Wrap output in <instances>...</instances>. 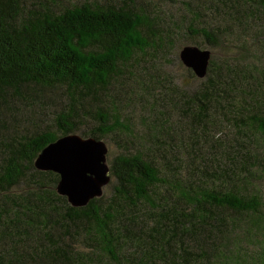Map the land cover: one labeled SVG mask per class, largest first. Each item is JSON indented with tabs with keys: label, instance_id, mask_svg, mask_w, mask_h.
<instances>
[{
	"label": "trees",
	"instance_id": "trees-1",
	"mask_svg": "<svg viewBox=\"0 0 264 264\" xmlns=\"http://www.w3.org/2000/svg\"><path fill=\"white\" fill-rule=\"evenodd\" d=\"M135 1L55 11L0 0V101L11 110L27 102L33 118L46 103L28 90L63 88L68 96L56 132H35L1 152L0 264H264L263 245L250 262V222L244 229L221 214L256 216L264 206L252 190L264 175V0L182 2L193 36L238 50L220 64L212 58L204 79L187 69L193 89L160 79L164 20L151 1L147 9ZM210 18L215 28L206 26ZM148 53L154 59L132 64ZM83 119L90 131L77 128ZM70 134L120 147L107 158L110 196L84 207L57 194V174L34 166ZM21 184L25 191L13 194Z\"/></svg>",
	"mask_w": 264,
	"mask_h": 264
},
{
	"label": "rangeland",
	"instance_id": "rangeland-1",
	"mask_svg": "<svg viewBox=\"0 0 264 264\" xmlns=\"http://www.w3.org/2000/svg\"><path fill=\"white\" fill-rule=\"evenodd\" d=\"M127 0H25L26 10L41 9L42 5L50 7L52 10H59L65 6H69L73 3L83 2H95V3H109L115 5H122ZM152 2L153 5L157 6L158 15L164 20L161 24L163 30L161 38L163 39L164 51L158 55V62L161 67H157L159 70L158 74L160 79L166 75H171L174 82L181 88L193 89L197 86L198 82L194 81L191 83L187 68L181 64L179 60V53L183 46L191 45L197 46L204 50H210L212 53L213 60L220 64L222 60H230L236 56L237 49L233 46H220L216 48L208 47L205 41L200 37H195L185 25H183V1L185 0H136L135 3L138 7L147 9V3ZM191 1V0H190ZM196 3V2H195ZM153 9L152 6L150 8ZM206 26L216 27L215 18L207 19ZM227 43V42H225ZM224 45V44H223ZM233 47V48H231ZM250 52V50H249ZM154 59L152 53H148L146 56H136V61H147ZM171 78V79H172ZM190 83L192 84L190 86ZM192 87V88H191ZM33 95L41 94L40 101L46 103V108L41 114L42 110L37 108V111L33 118H29L27 115V109L23 102L18 104L13 110L9 109L5 102L0 101V165L2 164L1 152L5 151L9 144L15 143L16 141H22L26 136H29L35 132L45 130L49 128L51 131H57V121L54 117L57 112L64 106V102L68 100L66 91L63 88H56L54 90H42L35 88L28 90L26 93ZM31 102V101H28ZM140 105L135 106V113L133 114V122L138 123L140 121L139 109ZM25 111L23 115L21 112ZM39 113V114H38ZM174 116V115H173ZM29 120L27 122L26 120ZM176 120V116H174ZM77 128L83 130H91V122L87 119H83L81 122L76 124ZM223 134L221 135V137ZM108 146V154H117L120 152V147L111 138L102 139ZM179 167V164H177ZM264 167V166H262ZM166 174V171H162ZM254 187L252 190L257 189L258 193L262 197L264 204V175L257 177L253 183ZM250 186L247 188V193H250ZM26 187L21 184L13 190V194L20 195L25 191ZM104 198L110 196V189H104ZM222 217L226 219L230 224H236L241 228L247 229L250 222V245L246 243V248L250 250V262L253 260L258 261L256 254V248L260 245L264 246V206L258 215H246V214H235L229 210H225L222 213ZM263 219L261 224H252L253 221Z\"/></svg>",
	"mask_w": 264,
	"mask_h": 264
},
{
	"label": "water",
	"instance_id": "water-1",
	"mask_svg": "<svg viewBox=\"0 0 264 264\" xmlns=\"http://www.w3.org/2000/svg\"><path fill=\"white\" fill-rule=\"evenodd\" d=\"M179 59L198 79H204L212 53L188 45L181 49ZM108 151L102 140L70 134L46 146L34 166L39 171L57 174V194L66 197L73 207H84L91 200L100 198L111 180Z\"/></svg>",
	"mask_w": 264,
	"mask_h": 264
}]
</instances>
